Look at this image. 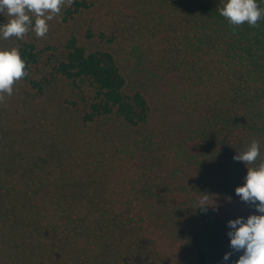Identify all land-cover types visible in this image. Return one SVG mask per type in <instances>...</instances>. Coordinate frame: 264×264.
Returning <instances> with one entry per match:
<instances>
[{"label":"trees","instance_id":"1","mask_svg":"<svg viewBox=\"0 0 264 264\" xmlns=\"http://www.w3.org/2000/svg\"><path fill=\"white\" fill-rule=\"evenodd\" d=\"M196 2L211 16L174 15L148 31L159 73L185 92L192 148L145 129L147 100L126 90L111 52L87 51L74 34L17 41L22 79L45 102L44 142L0 151V264H224L227 222L255 212L235 188L264 161V19L233 26L221 0ZM87 6L72 0L63 19ZM206 22L212 40L198 41ZM253 140L254 164L233 160ZM205 197L207 212L196 208Z\"/></svg>","mask_w":264,"mask_h":264},{"label":"rangeland","instance_id":"2","mask_svg":"<svg viewBox=\"0 0 264 264\" xmlns=\"http://www.w3.org/2000/svg\"><path fill=\"white\" fill-rule=\"evenodd\" d=\"M86 1L87 8L64 20L67 17L64 12L70 6L66 3L61 13L48 22L49 31L45 37H37L33 31H29L22 39H0V48H16L18 40L57 44L74 34L87 51L103 49L111 52L124 76L126 90H138L147 100L149 113L145 129L152 131L156 140L185 141L187 147H194L196 142L191 133L193 118L183 103L185 92L181 86L159 73L153 56L149 53L151 37L148 31L152 29L154 22L170 16L188 12L195 20L205 15L210 17L211 11L196 0ZM6 21L7 17L0 16V23ZM209 25L206 22L202 30L197 31V34L195 31L198 41L212 40L213 30ZM89 31L95 34L102 31L107 36H112V41L107 43L95 36L87 37ZM43 106L45 102L27 81L21 78L14 84L13 95L6 96L0 102V151L8 150L15 144L37 151V141L44 140L43 133L41 140H37L42 129L40 126L45 123L43 115L38 117ZM110 124L121 136L130 133V129L118 121ZM181 180L183 181L182 177Z\"/></svg>","mask_w":264,"mask_h":264},{"label":"clouds","instance_id":"3","mask_svg":"<svg viewBox=\"0 0 264 264\" xmlns=\"http://www.w3.org/2000/svg\"><path fill=\"white\" fill-rule=\"evenodd\" d=\"M71 0H0V16L7 21L0 23V39H22L26 33L33 31L43 38L49 31V21L61 13L62 7ZM264 0H221L219 14L230 25L240 26L247 23L257 26L264 19ZM26 62L17 48H0V102L6 96L13 95L14 84L27 75ZM260 144L253 140L246 150L237 152L233 160L246 165H253L260 156ZM244 183L235 188V194L241 201L255 208L247 217H236L227 222V236L230 251L223 256L224 264H264V161L258 166L246 167ZM231 198H227L230 202ZM215 207L202 199L196 208L207 212ZM239 253L238 259L231 257Z\"/></svg>","mask_w":264,"mask_h":264}]
</instances>
